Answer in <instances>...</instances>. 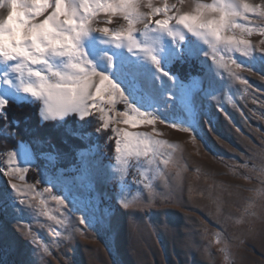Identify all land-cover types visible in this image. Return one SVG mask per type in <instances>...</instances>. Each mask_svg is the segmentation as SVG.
<instances>
[{"label": "rangeland", "instance_id": "obj_1", "mask_svg": "<svg viewBox=\"0 0 264 264\" xmlns=\"http://www.w3.org/2000/svg\"><path fill=\"white\" fill-rule=\"evenodd\" d=\"M165 2L175 4L177 0H151L156 7H162ZM196 2L213 4L214 0H185L182 10L190 11ZM246 2L264 4V0ZM146 3L148 0H144ZM148 10L146 6L140 8L142 12ZM0 12L3 13L0 19L6 18L7 10ZM109 19L111 23H104ZM95 20L94 27L126 28V21L119 14L109 16L101 12ZM237 23L254 31L250 35L242 34V29L237 28L222 35L244 38L255 48L264 47V36L259 34L264 17L249 13L244 20L237 19ZM141 29L142 25H136L133 36L142 44ZM180 34L185 39L177 45L166 35L156 37L159 43L154 45L161 73L167 72L171 81L157 73L143 57L129 53L126 47L117 49L114 44L102 43L103 37L98 32L83 42L86 54L98 70L107 71L98 57L105 53L113 56L115 69L110 74L130 103L176 127L164 123H156L154 128L147 124L132 127L121 122L103 130L98 112L84 120L70 115L63 127L68 134L80 138L84 147L72 151L74 157L71 152L65 155L56 152L54 161L42 156L52 151L48 138L37 135L31 144L10 146L8 140L14 137L17 122L7 120V129L0 128V146L4 147L0 150V264H40L36 246L17 230V223L49 247L50 255L45 257L48 264H65L66 258L72 264H264V215L258 199L254 198L258 190L264 189V184L260 176L250 171L254 166L253 154L264 150V108L260 107L264 101V79L259 78V75L264 77V56L244 57L223 45L213 52L203 40H197L186 30L181 28ZM185 50L198 54L185 59L180 55ZM204 52L208 53L207 57ZM232 60L256 74L238 71ZM224 64L227 67L218 66ZM5 70V65L0 63V76ZM15 75L9 72L8 83L0 80V97L8 103L35 104L40 108L39 102L19 91V79L11 78ZM196 76L210 81L212 87L193 94L185 86ZM240 79L247 83L241 84ZM217 104L223 112L217 110ZM116 108L124 111L123 104H117ZM224 113L233 123L225 120ZM37 116L40 124L45 123L40 121L39 110ZM205 121L214 132L208 136ZM113 127L160 141L156 146L159 159H169V166L165 167L159 160L149 165L141 156L129 158L127 169H123L116 160ZM177 127L187 128L198 139L206 140L210 151L199 141L193 144L192 136ZM12 151L20 154L14 166L28 169L23 173L24 180L4 174L9 168L7 153ZM25 155L34 157L31 163H24ZM61 170L63 176H59ZM43 172H47L49 179L59 177L61 182L69 181L67 187L75 196L85 197L84 203L87 198L92 200L96 207L85 211L86 221L92 215L99 221L105 211H110L108 223L94 222L90 229H85L74 217H69L63 226L49 220L44 211L62 219L61 213L67 216L68 209L58 210L51 197L43 193L44 187H51L38 183ZM13 183L21 188L34 185L36 190L17 195L11 188ZM144 183L153 186L151 193ZM120 199L136 206L123 209L118 203ZM20 200L26 203L21 205ZM149 202L151 207H143ZM75 228L81 231L75 232ZM216 233L219 237H215ZM70 235L74 238L64 239ZM217 238L220 243L214 242Z\"/></svg>", "mask_w": 264, "mask_h": 264}, {"label": "snow or ice", "instance_id": "obj_2", "mask_svg": "<svg viewBox=\"0 0 264 264\" xmlns=\"http://www.w3.org/2000/svg\"><path fill=\"white\" fill-rule=\"evenodd\" d=\"M184 3L185 0H177L175 4L165 2L162 7H156L151 0H148L146 4L144 0H0V9L7 10L6 18L0 19V63L4 64L6 69L4 75L0 76V80L8 83L9 72L16 74L11 78L19 79V91L42 105L39 108L41 123L51 120L63 126L70 115L84 120L92 116L95 111L100 114L99 119L103 130H107L110 124L121 122L132 127L147 124L154 128L156 123L176 127L174 124L158 119L152 112L141 111L130 103L122 87L110 74L115 69L113 56L105 53L98 57L107 71L98 70L96 63L86 54L83 42L94 38V33L98 32L103 37L102 43L114 44L117 49L126 47L129 53L143 57L155 67L157 73L167 77L170 81L172 77L167 72L161 73L154 45L159 43L156 37L160 35L170 37L174 45L183 42L185 36L180 34L181 28L197 40H203V43L212 48L213 52L219 45H223L228 51L234 49L244 57L254 54L264 56V47L255 48L244 38L237 39L234 36L222 35L237 28L242 29V34H252L254 28L238 24L237 19L244 20L249 13L264 17V4L250 5L246 0H214L213 4L196 2L193 9L183 11ZM142 6H146L149 10L140 11ZM101 12L109 16L119 14L126 21V28L110 30L108 27H94V23H97L95 17ZM38 17H43V19H38ZM155 17L162 18L156 19ZM172 21L175 22L174 25ZM104 23H111V20H106ZM136 25H142L140 30V35L144 38L142 44L133 36ZM259 34L264 36V27L259 28ZM178 36L179 41H177ZM197 54L194 50H185L180 53L185 59ZM203 54L205 57L208 55L207 52ZM9 62L15 63L10 66ZM231 63L236 65L238 71L243 70L256 74L248 67L242 66L237 60H232ZM218 66L227 67V64ZM259 78L264 79L260 75ZM240 83L245 84L247 81L240 79ZM185 87H190L192 93L195 94L212 87V84L203 77L196 76ZM212 99L216 97L213 96ZM253 103L256 101L253 100ZM117 104H123L124 111H118ZM260 107L264 108V101L260 102ZM7 108L8 101L0 97V120L3 121L0 127L4 129H7ZM217 110L223 112L219 104H217ZM224 118L229 124L233 123L225 113ZM204 125L207 126V136L214 133L208 121H205ZM177 128L189 133L193 144L199 141L206 150L210 151L206 140L198 139L197 135L187 128ZM96 131H101V127L98 126ZM111 131L116 135V160L123 169H127L129 158L141 156L146 158L149 165L159 160L160 164L165 167L169 166V159H159L160 153L156 146L161 143L160 141L140 133H129L117 127H113ZM216 139L222 142L218 136ZM51 147L52 151L42 153V156L54 161L57 154L55 146ZM7 156L9 168L4 174L10 177L18 176L20 180H24L23 173L28 169L14 166L20 159V154L12 151L7 153ZM32 159L34 157L25 155L24 163H31ZM253 160L254 166L250 171L260 176L261 183L264 184V150L254 153ZM59 176H63V170L60 171ZM49 177L47 172L41 173L38 183L51 185V187H44L43 193L51 197L58 206V210L60 207L68 209L67 216L61 213L62 219H56L44 211L43 215L49 220L63 226L69 222V217H74L85 229H90L94 222L104 225L108 223L110 211H105L99 221L95 215L89 216L86 221L85 211L96 207L92 200L87 198V203H84L85 197L75 196L67 187L69 181L61 182L59 177L56 179H49ZM177 177H179V172H177ZM152 187L150 183H144V188L149 193L152 192ZM11 188L17 195L36 190L34 185L26 184L21 188L16 183L11 184ZM43 193H37V195ZM32 198L35 199L36 196ZM254 198L258 199L261 214L264 215V189L258 190ZM19 203L23 205L26 201L20 200ZM41 203L44 202L41 201ZM118 203L123 209L136 206L125 199L118 200ZM151 206V202L143 205V207ZM78 212L80 214L77 216ZM17 230L36 246L40 255V264H48L45 257L50 255L49 247L37 239L31 231H26L24 225L17 223ZM80 231V228H75V232ZM59 235L60 233L57 232V236ZM214 235L219 237L220 234ZM73 238L72 235L64 237L65 240ZM214 242L220 243V240L217 238ZM65 264H72V262L66 258Z\"/></svg>", "mask_w": 264, "mask_h": 264}, {"label": "trees", "instance_id": "obj_3", "mask_svg": "<svg viewBox=\"0 0 264 264\" xmlns=\"http://www.w3.org/2000/svg\"><path fill=\"white\" fill-rule=\"evenodd\" d=\"M188 63L190 66H194L192 61ZM174 68L172 67L171 70H175ZM193 73L195 74L196 71ZM38 110L39 105L35 104L29 105L23 103L16 105L11 102L8 103L6 110L7 120L17 122V126L14 128L15 135L8 140V145L12 146V144L22 142L31 144L34 141V137L38 135V137L48 138L49 143L55 146L56 152L62 155L71 152V157H74L75 152L72 153V151L82 149L84 147L83 141L80 138L68 134L65 130L66 128L58 122H45L40 124L37 116ZM2 124L3 121L0 120V125ZM64 141H69V143H65ZM0 150H4V147L0 146Z\"/></svg>", "mask_w": 264, "mask_h": 264}, {"label": "clouds", "instance_id": "obj_4", "mask_svg": "<svg viewBox=\"0 0 264 264\" xmlns=\"http://www.w3.org/2000/svg\"><path fill=\"white\" fill-rule=\"evenodd\" d=\"M3 13L2 12H0V15H2ZM57 63H59L58 61H57ZM45 67H47V66H45ZM42 74H43V72H42Z\"/></svg>", "mask_w": 264, "mask_h": 264}]
</instances>
